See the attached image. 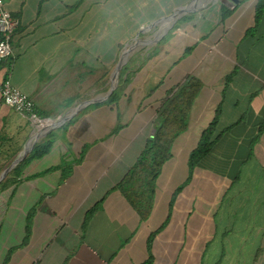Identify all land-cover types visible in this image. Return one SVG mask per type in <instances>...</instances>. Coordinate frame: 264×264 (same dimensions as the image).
I'll return each mask as SVG.
<instances>
[{"label": "crops", "instance_id": "1", "mask_svg": "<svg viewBox=\"0 0 264 264\" xmlns=\"http://www.w3.org/2000/svg\"><path fill=\"white\" fill-rule=\"evenodd\" d=\"M41 1L4 0L19 26L0 86L9 79L52 123L81 109L40 133L34 147L51 136L49 152L0 191V264H264V14L246 35L256 0H78L54 16L39 13ZM222 7L232 12L223 22ZM152 28L172 31L142 64L132 58L114 100L116 89L100 101L110 90L102 77ZM188 76L202 89L142 223L115 187L153 136L161 101ZM217 109L216 142L191 171ZM34 135L0 98V171Z\"/></svg>", "mask_w": 264, "mask_h": 264}, {"label": "trees", "instance_id": "2", "mask_svg": "<svg viewBox=\"0 0 264 264\" xmlns=\"http://www.w3.org/2000/svg\"><path fill=\"white\" fill-rule=\"evenodd\" d=\"M254 10V25L246 31L247 36L254 35L260 25L264 14V0H256ZM231 13L226 7H222L221 22L230 16ZM233 74L226 77L225 87L230 83ZM123 76L124 72H121L119 77L120 85L122 83L127 84V81L123 80ZM201 89L202 82L194 76H188L181 84L167 93L157 110V123L153 136L147 141L134 164L115 187V190L121 194L127 205L135 212L142 223L146 222L151 215L157 179L165 163L172 158L171 148L173 142L187 128L188 115ZM117 94L118 91L113 94L110 100H114ZM219 116L220 109H217L212 122L202 132L197 147L190 153L188 167L191 171L211 152L216 142L213 136ZM66 126L67 124L61 128ZM50 137L35 145L29 156L11 172L8 179L0 186V191L5 190L8 182L21 174V167L26 162L40 159L49 152L53 143ZM97 209L98 206H95L87 212L82 229H85ZM28 233L29 228L26 229V239L28 238ZM153 237L154 234H151L148 239V246ZM143 264H150V260Z\"/></svg>", "mask_w": 264, "mask_h": 264}, {"label": "built area", "instance_id": "3", "mask_svg": "<svg viewBox=\"0 0 264 264\" xmlns=\"http://www.w3.org/2000/svg\"><path fill=\"white\" fill-rule=\"evenodd\" d=\"M19 20L13 17L6 9L4 0H0V64L12 56L11 40ZM1 103L14 110L32 127L35 134L48 129L51 120L42 118L36 111L33 101L15 88L9 79H5L0 86Z\"/></svg>", "mask_w": 264, "mask_h": 264}, {"label": "rangeland", "instance_id": "4", "mask_svg": "<svg viewBox=\"0 0 264 264\" xmlns=\"http://www.w3.org/2000/svg\"><path fill=\"white\" fill-rule=\"evenodd\" d=\"M77 2H78V0H42L41 3L39 4V13L41 15L42 14H48L50 16H54L58 13H62V10H68V9L73 10V7H74L73 5H76ZM140 31L141 30H139V32ZM171 31L172 30L167 29L165 32L160 33V30H158L157 28H152L149 31L144 30V32L142 34H140V36L136 40L137 45H135L133 47V51L129 54L128 61L126 62V64L122 67V69L119 72L117 85H120L119 77H120L121 72H123L124 70H127V66L129 67V65H131V66L134 65L135 61H138L139 64H142L143 61L141 60V56H140L141 54L144 55L143 57L145 60L147 59L146 55H150L152 57V55L158 49L159 42L162 41V39L164 37H166L169 34V32H171ZM132 45H134V42L131 44V46ZM121 54H122V52H121ZM132 58H134L135 61L132 60ZM115 68L116 67L113 66L109 73L111 74L112 72H114ZM111 78H112V75H111V77L110 76L109 77L108 76L102 77V84H103V86H105V91H107L108 88H110V86H111ZM117 90H119L118 87L115 90V92ZM105 91L102 93V95L106 94ZM13 161L14 160H11L10 162L1 166V168L2 167L3 168L0 171V177L2 175L1 172H3L5 169H7ZM9 175H7V178L5 179V181L8 179Z\"/></svg>", "mask_w": 264, "mask_h": 264}, {"label": "water", "instance_id": "5", "mask_svg": "<svg viewBox=\"0 0 264 264\" xmlns=\"http://www.w3.org/2000/svg\"><path fill=\"white\" fill-rule=\"evenodd\" d=\"M239 0H229L230 3H234V2H238ZM186 9L188 8H183L181 10H179L178 12H175L174 14H172L169 18L167 19H171L173 18L174 16L180 14L181 12H184ZM133 49V46L130 47V48H126L121 56H120V59L118 61V64L116 66V69L114 71V73L112 74V78H111V86H110V90L107 94L106 97L102 98L100 101L102 100H106L112 93L113 91L116 89V86H117V82H118V75H119V72L120 70L122 69L124 63L126 62V58H127V55L129 53V51ZM91 103H94V101H92ZM89 103H85L84 105H87ZM81 109V107L75 109L71 115L69 116H64L62 118H60L57 122H54L50 127L49 129H53V128H57L59 126H62L67 120H69L76 112H78L79 110ZM40 138V133H37L33 136V140H31V146L24 150L23 154H21V156H19L16 160L13 161V163L5 170V172L1 175L0 177V182L7 176V174L15 167L17 166L21 161H23L25 159V157L27 156V154L29 152H31L32 148L34 147V144L35 142Z\"/></svg>", "mask_w": 264, "mask_h": 264}, {"label": "bare ground", "instance_id": "6", "mask_svg": "<svg viewBox=\"0 0 264 264\" xmlns=\"http://www.w3.org/2000/svg\"><path fill=\"white\" fill-rule=\"evenodd\" d=\"M52 125V124H51Z\"/></svg>", "mask_w": 264, "mask_h": 264}]
</instances>
